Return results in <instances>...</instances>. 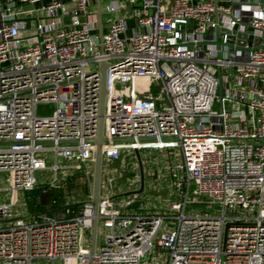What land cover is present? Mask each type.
<instances>
[{
    "label": "built area",
    "instance_id": "2783aa9c",
    "mask_svg": "<svg viewBox=\"0 0 264 264\" xmlns=\"http://www.w3.org/2000/svg\"><path fill=\"white\" fill-rule=\"evenodd\" d=\"M128 2L134 28L115 17L101 36L94 0H0V264H264V0ZM156 149L180 155L167 167L173 200L130 210L125 193L140 179L122 185L112 163ZM51 168L39 184L36 172ZM79 170L82 201L63 192ZM39 185L50 204L25 217L19 193Z\"/></svg>",
    "mask_w": 264,
    "mask_h": 264
},
{
    "label": "rangeland",
    "instance_id": "374dc122",
    "mask_svg": "<svg viewBox=\"0 0 264 264\" xmlns=\"http://www.w3.org/2000/svg\"><path fill=\"white\" fill-rule=\"evenodd\" d=\"M108 0H103V5L106 4ZM94 67V64L92 65ZM157 87L153 86L152 90L156 93ZM54 104H40L37 108V114L38 115H47L52 113L54 109ZM216 108H220V105L218 104ZM228 110H231V107L229 104H227ZM150 160V164L152 165V168L154 169V173L152 174L151 178H147L145 181V187L144 190L139 194H133L129 195V198H135L134 203L131 205L130 210H135L139 208H143L144 206L149 207L150 209L153 208H161L162 206L168 205V203L173 200V197L171 196V179L170 174L168 170V166L171 163L175 164L179 158L180 155H177L176 150L172 151L171 157H169V153L167 150H153L150 153V156L148 157ZM128 160V159H127ZM54 163V157L52 154H49V164ZM129 163V162H128ZM113 168L115 169L116 175L120 179L119 181L121 183L128 182L127 179L131 178L134 174L132 172H129V165L127 162L123 163L124 167L122 165V159H117L115 162H113ZM126 164V166H125ZM36 178L39 182V184H50L52 179L55 177V173L51 169H45V170H39L36 172ZM83 175V172L81 170L76 172V176L74 178H71V180L63 185V192L65 195H68L71 197L72 193L76 192L77 198L79 200H85L86 196V188L82 185V182L78 181V177H81ZM8 177V174L6 172H3L1 175V187L4 188L8 185V182L6 178ZM120 184V183H119ZM136 187H132L130 190H134ZM31 192H20L19 193V203H23L27 201V199H31L32 195ZM1 201H10L14 198V193L12 190L5 189L1 192ZM127 197V196H125ZM195 211L201 210L202 207L200 205H195ZM20 212H22L23 216H29L32 215V213L29 212L28 207H19L18 209ZM191 212V207L189 206L187 208V213ZM90 233L88 232V235ZM98 243H102V235L100 234L98 236ZM55 264H64L63 260H56ZM195 264V263H191Z\"/></svg>",
    "mask_w": 264,
    "mask_h": 264
},
{
    "label": "water",
    "instance_id": "95a60500",
    "mask_svg": "<svg viewBox=\"0 0 264 264\" xmlns=\"http://www.w3.org/2000/svg\"><path fill=\"white\" fill-rule=\"evenodd\" d=\"M98 8V17L99 22H101V15L103 14L101 0H97ZM101 25V24H100ZM192 27V26H191ZM100 35H103L102 28L100 26ZM244 38H247V33H244ZM251 44V42H250ZM108 64L106 62L102 63L100 72L102 75V92H101V106H100V119H99V128H98V136L94 139V142L97 144V151L95 157V166H94V178H93V198L92 201L94 203V218L91 229V252L95 253L96 245H97V232H98V205L102 199L101 190H102V170H103V150L102 144L105 141L104 137V109H105V98L107 94V88L105 85L106 78V69ZM61 143H68L67 140L61 141ZM136 156L139 161L140 169H141V184L140 188L137 190H131L125 193L126 196L139 194L144 190L145 187V172H144V164L142 160L141 153L136 150ZM51 189H46L41 191L40 194V203L42 206H48L51 201Z\"/></svg>",
    "mask_w": 264,
    "mask_h": 264
},
{
    "label": "crops",
    "instance_id": "0c3cea01",
    "mask_svg": "<svg viewBox=\"0 0 264 264\" xmlns=\"http://www.w3.org/2000/svg\"><path fill=\"white\" fill-rule=\"evenodd\" d=\"M110 1L111 0H108L106 2V4L103 5V0H101L103 14L101 15V22H99V17H98V24H99L98 32H99V34H100V26L102 28L103 33H106L109 30V27H110V24H111L113 18L120 17V16H125V17L128 18L130 30L132 28H134V26H135V20L131 16L132 9H131L130 6L128 7V3H129L128 0H123L124 4L127 7H125V9L122 10L121 12H119V13H110L107 10V6L110 4ZM93 7H94V9L97 12V8H98L97 0H94ZM97 16H98V12H97ZM149 156H150V154H146V155L143 154V157H144L143 164H144V172H145V181H146L147 178L148 179L151 178L152 177V174L155 172L154 169L152 168V165L150 164V161H149L150 159L148 158ZM127 159H122V165L124 166L123 163L127 162V164L129 165V172H132L134 174L131 178H129L127 180L130 181L134 177H135V179L136 178L137 179L139 178L140 179L139 182L141 184V169H140V165H139V161L137 159V156L131 155V156L127 157ZM136 162H137L138 165H136ZM124 183H127V182H124ZM124 183H121V184L123 185ZM131 188H132V186L129 189H131ZM102 191H105V189H103V187H102ZM124 192H117V193L122 194ZM129 199H133L134 200L135 198H129Z\"/></svg>",
    "mask_w": 264,
    "mask_h": 264
},
{
    "label": "trees",
    "instance_id": "16d2710c",
    "mask_svg": "<svg viewBox=\"0 0 264 264\" xmlns=\"http://www.w3.org/2000/svg\"><path fill=\"white\" fill-rule=\"evenodd\" d=\"M47 188V186L39 185L38 187L34 188L33 190L29 191L32 194L31 199H27V204L31 213H36L45 208L40 203V194L43 189Z\"/></svg>",
    "mask_w": 264,
    "mask_h": 264
}]
</instances>
